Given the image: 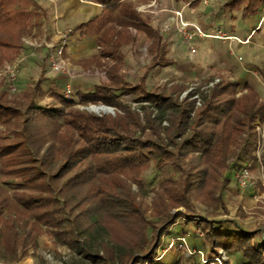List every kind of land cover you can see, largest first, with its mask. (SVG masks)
I'll return each instance as SVG.
<instances>
[{
  "label": "trees",
  "instance_id": "16d2710c",
  "mask_svg": "<svg viewBox=\"0 0 264 264\" xmlns=\"http://www.w3.org/2000/svg\"><path fill=\"white\" fill-rule=\"evenodd\" d=\"M82 1L100 5L102 14L74 31L97 35L102 55L113 56L121 45L130 41L127 28H133L154 41L150 50L153 65L165 62V45H160L157 34L138 17L131 0ZM179 1L190 0H174ZM263 7L264 0H227L221 9L231 15L240 13L241 19H246L262 13ZM44 17L46 12L33 0H0V65L18 57L21 38L29 35ZM258 76L264 84V69ZM112 79L111 85L78 92L71 99L50 94L60 104L55 109L38 107L33 101L35 95H41L38 83L21 103L7 101L0 94V126L8 130L6 135H0V177L5 179L4 185L19 193L14 197L15 206L59 234L79 260L93 264H116L118 259L113 255L99 256V247L104 244L99 239L106 230L97 214L90 210L73 214L74 209L89 199L88 196L76 199L73 195L76 189L87 185L89 197L93 202L97 199L100 209L110 210L115 217L140 220V210L120 178L141 182V175L152 168L161 176L159 184L171 203L191 211L192 195L207 172L206 166L221 175L252 155L258 144L254 125L258 120L264 121L261 96L256 86L248 82L220 81L199 96L201 106L197 108L195 101H189L192 94L178 103L164 91H150L145 78L138 85L126 84L115 75ZM123 93L133 94L136 103L156 109L157 122L169 121L174 130L172 145L142 138L139 132L137 135L131 131L141 126L134 113L111 118L72 109L76 105L99 103L117 108ZM168 112L171 118L166 117ZM146 121L153 123L150 117ZM61 129H65L63 133ZM55 133L60 134L58 144H49ZM232 145L236 150H231ZM55 154L60 156L59 161ZM232 156L234 163L229 161ZM262 157L264 168V145ZM198 161L203 162L204 169L198 167ZM229 179L225 177L224 181ZM81 217L89 219L86 227L79 225ZM177 220L182 221L175 235L184 234L186 226L196 224L202 226L213 249H223L238 264H264V237L252 243L249 233L229 227L227 222L196 223L183 213L170 216L169 222L158 231L161 236L170 235L168 228ZM145 223L149 229L155 228L152 223ZM155 240L156 236L153 244ZM154 255L155 248L153 251L148 248L146 257H130L126 261L127 264H180L179 258L171 256L153 261Z\"/></svg>",
  "mask_w": 264,
  "mask_h": 264
},
{
  "label": "rangeland",
  "instance_id": "374dc122",
  "mask_svg": "<svg viewBox=\"0 0 264 264\" xmlns=\"http://www.w3.org/2000/svg\"><path fill=\"white\" fill-rule=\"evenodd\" d=\"M226 1L227 0H217V4L213 8L207 7L206 9H203V5L198 1L197 5L193 7H198L199 5L200 7L196 11L192 9L191 14L193 15V18L198 16L206 18V16L212 15V26L216 22L222 21L220 22V25L222 26H217L216 30H214V32L220 31L215 36H228L230 30H233V27H230V24L232 23L229 22L231 20L235 21L236 19V22L233 23L235 24V29V26H237L240 21L244 20L241 19L240 13L235 12L231 15L221 9V6ZM139 2H141V0L136 1L137 4L133 5H138ZM170 2L171 0H162V2L159 3L160 6L155 5L153 11L159 13L167 9L172 10ZM263 14L264 12L262 11V13L257 16H262ZM182 21L184 22V20ZM169 31L170 30L168 29L165 34ZM185 31L186 33H192L189 32L187 28H185ZM31 33L27 36L30 37V39L38 36V34L31 36ZM70 34L71 31L65 33L60 38H57V43L50 46L56 47L62 41L66 43L64 45L62 60L66 63L69 73L71 72L73 77L74 75L70 69L72 62L67 59V55L65 54V49L68 47L67 45H69L67 44V39ZM176 34L178 35V33ZM180 39L182 43L188 47L193 38L188 41V43L183 36H180ZM137 40L133 45L125 48L122 54L125 63L120 64L122 67L120 72H122L123 76L129 70H134L138 64L148 66L150 63L151 66V48L149 44H146V38L141 36V38H138ZM80 45L81 44H77L76 46L79 47ZM92 47L95 51L96 49L94 48V45H92ZM23 57L25 58V62L27 57L25 55H23ZM9 63L10 62H5L0 65V94H3L7 101L18 103L24 102L26 101V95L34 89V77L31 76L29 71L24 72L23 79H25V84L21 80V87L19 84V77L21 67L25 63L21 65L17 70V80L19 84L18 90L15 93H11L8 90L9 79L5 74V66ZM160 72L162 73L158 75L157 73H153L151 77H149L147 87L150 91H164V94L171 95L172 99H177L178 103H182L190 94H192L189 101H195L197 108L200 106H197L198 100L195 99V96L206 94L212 89L207 88V85L210 82L214 80L228 82L230 78L228 74L223 76L217 75L215 78L211 80L207 79L203 83L193 82L191 84L177 85L165 80L168 76L165 71L160 70ZM53 74H55V76L66 77L68 79L66 87L72 80V77L67 76L66 73ZM89 81L90 83L97 84L98 80L92 78ZM250 84L253 85L255 83L250 82ZM253 86H256L264 104L263 85L256 82ZM65 88L63 87V89L60 90V94L64 93ZM196 90H199V94H196ZM54 92L51 91L49 93L47 89L44 91L41 89V95H35L33 101L38 107L49 109L60 108L59 102L50 98V94H53ZM75 92L76 91L73 89V95L71 98L74 97ZM134 98L135 96L133 94H121L118 98L119 106L117 108L99 103L76 105L72 109L98 117L111 118L122 117L129 112L134 113L139 117L141 126L135 131L132 128L131 131L137 133V135L139 132L142 138L149 137L163 144L172 145V142L174 141V139H172L174 136V130L170 126L169 121H163L162 123L157 122V110L149 104L136 103ZM103 109L105 111H101ZM148 117L151 118L153 123H148L146 121ZM166 117L171 118L172 114L168 112L166 113ZM254 127H258L261 130L259 133L255 128L256 142L258 143L259 141V144L256 145V150L248 158H242L237 162V166L232 167L226 172H222L221 175H218V173L213 170H208L209 166H206L205 169L207 172L203 175L201 183L198 184L197 190L192 195L191 211L182 207H176L171 203L166 192L159 184L161 176L155 174L152 168L141 175V182L134 181L130 178L119 177L124 183L127 190L126 192H128V194H130L135 200V204L140 210V220H138V217H115L110 210L100 209L99 205H97V199L94 198L95 202H93V199L89 197L91 193L89 192L90 187L87 185L76 189L73 194L76 196V199L83 196H88L89 199H87L85 205H82L79 209H74L72 211L73 214L81 212L82 210L94 211L99 218V222L106 230V232L101 234L99 239V242L104 243L99 247V256L107 258L108 256L113 255L118 259L116 260V264H127L128 262L126 260L128 258L130 259V257H133L132 259H134L136 257H146L148 248H150L151 251L155 248V257L153 261L171 256L179 258L180 264H214L215 259H219L221 262L218 263L215 260V264H238L236 258L230 256L223 249H213L211 247L210 241L207 238L206 232L202 229V226L198 227L196 224H190L185 227L184 234L175 235L174 233L179 227L178 224L182 221L177 220L168 228L170 235L161 236V233L158 231L163 228L166 222H169L170 216L175 215L176 213H183L190 216L191 220H196V223L201 222L205 224L214 221L227 222L226 224L229 227H233L236 230L239 228L249 233L251 235L252 243L257 239L264 237V168L262 162L264 121L258 120ZM64 130L65 129H61L60 132L63 133ZM7 132L8 130L5 127L0 126V135H6ZM59 133H55L57 135H53L48 140L50 142L49 144H58ZM177 141L179 140H176L175 142ZM230 148L233 151L236 150L234 145ZM55 157L57 158V161L61 159L57 154H55ZM192 158L197 159L196 156H193ZM229 161L232 163L235 162L233 156L229 158ZM200 162L201 161L197 162L199 165L198 167L204 169L203 162L199 164ZM243 168H247L249 171V177L254 186L253 189L240 190L237 186L235 181L236 173ZM225 177H230L228 182L224 181ZM4 182L5 179L0 177V264H93L79 260L80 258L77 256L74 249H71L68 245H64V241H62L59 234L57 235L53 229L37 223L27 212L18 209L14 204V197L19 193L13 191L10 186L4 185ZM8 182H10V179ZM15 182H17V180ZM76 199L74 198L72 201L74 202ZM142 218L144 220L143 222L141 221ZM80 219L81 221H79V225L81 227H86L89 219H85V217H81ZM145 221L152 223L155 228L149 229L150 226L147 225ZM155 236L156 242L153 244ZM76 238L78 239V237ZM120 260L122 262H120ZM144 264L148 263L145 262Z\"/></svg>",
  "mask_w": 264,
  "mask_h": 264
},
{
  "label": "crops",
  "instance_id": "0c3cea01",
  "mask_svg": "<svg viewBox=\"0 0 264 264\" xmlns=\"http://www.w3.org/2000/svg\"><path fill=\"white\" fill-rule=\"evenodd\" d=\"M33 1L46 12V17L42 18L39 24L32 29L31 36L38 34L36 38L30 39L27 37L29 34L20 40L18 57L21 55L27 57L25 64L22 63L24 65L20 71L19 84L21 87V80L25 84L23 73L29 71L34 77L35 85L39 84L40 90L47 89L49 93L55 91V94H60V90L66 87L68 79L64 76H55L49 70L46 62L47 46L57 43V38L69 31L71 34L67 39L69 45L65 49V54L67 59L72 62L70 69L74 76L69 85L76 91L75 94L89 92L96 86L111 85L114 75L130 85H138L145 78L144 82L147 87L149 77L153 73H157V75L162 73L160 70L167 73L168 76L165 80L177 85L193 82L203 83L217 75L228 74L229 81L255 84L257 82L264 87L258 76V72L264 69V14L243 19L244 21L236 24L235 29L233 23L236 22V19L235 21L231 20L229 23H232L230 27H233V30H230L228 37L237 40L195 36L190 43L195 53L191 55L188 47L182 43L181 35L176 34L178 22L175 13H180L182 20L189 24L187 27L189 32H194V27H197L205 35L213 37L220 32H214V30L217 26H222L220 25L222 21H218L212 26V15L206 16V18L200 16L193 18L191 10H198L200 5L193 7L197 5L198 1L203 5V9L213 8L217 4V0H208L209 3L206 5L202 0H190L188 3L182 1L175 3L174 0H171L172 10L165 8L167 10L159 13L153 9L155 5L160 6L159 3L162 0L139 2L134 6V10L138 17L145 20L146 24L157 34L160 45H165V62L153 65L151 56V66L150 63L148 66L138 64L134 70H129L123 76L120 72L122 70L120 64L125 63V59L122 57L124 49L133 45L141 36L146 38L145 42L151 48L154 43L152 39L136 29L127 28L130 41L121 45L113 56L105 57L101 54L98 46L97 35L92 32L81 34L80 31H74L77 26L100 17L102 14L100 5L82 0ZM131 1L133 4H137L138 0ZM262 11L264 12V9ZM165 27L170 30L167 34L163 31ZM77 44L81 45L78 47ZM92 45H94L95 51ZM90 78L97 79L99 82L97 81V84L90 83Z\"/></svg>",
  "mask_w": 264,
  "mask_h": 264
},
{
  "label": "built area",
  "instance_id": "2783aa9c",
  "mask_svg": "<svg viewBox=\"0 0 264 264\" xmlns=\"http://www.w3.org/2000/svg\"><path fill=\"white\" fill-rule=\"evenodd\" d=\"M202 2L206 5L209 3L208 0H202ZM175 16L177 17V22H178V27L176 28V33L180 34L181 36H183V38L185 39V41L188 43V41H190L192 38H194L195 36L201 37V38H216V39H222V40H237L235 38H231L225 35H220V36H207L205 35L203 32H201L199 30V28L194 27V32L192 33H186L185 28H187L189 25L186 22L182 21L181 15L180 13L176 12ZM179 17V19H178ZM164 33H166L168 31V28L165 27L163 29ZM66 43L64 41H62L60 44H58V46L53 47V46H47L48 48V52L46 55V62L47 65L49 67V69L53 72V73H66L67 76L72 77L71 72L69 73V70L67 68L66 63L62 60V55H63V50H64V45ZM189 52L191 55H193L195 53L194 49L192 48V46L189 43ZM25 58L23 57V55H21L20 57H17L15 60H13L12 62H10L9 64H7L5 66V74L7 75L8 79H9V87L8 90L11 93H15L18 90V80H17V70L18 68L22 65V63L24 62ZM240 60V59H239ZM219 80H214L212 82H210L207 85V88H212L214 85L218 84ZM66 99L67 98H71L73 95V89L70 85H68L65 88L64 93L62 94ZM195 99L198 100L197 101V106H201L200 103V98L198 95L195 96ZM256 130L260 133V128L256 127ZM264 137V135L262 136V138ZM259 144V141H258ZM260 147V145H259ZM235 181L237 183V186L240 190H244V189H253V183L250 180L249 177V171L247 168H243L241 170H239V172L236 173V177H235ZM216 262L221 263L219 259H215ZM215 260H214V264H215Z\"/></svg>",
  "mask_w": 264,
  "mask_h": 264
},
{
  "label": "bare ground",
  "instance_id": "6f19581e",
  "mask_svg": "<svg viewBox=\"0 0 264 264\" xmlns=\"http://www.w3.org/2000/svg\"><path fill=\"white\" fill-rule=\"evenodd\" d=\"M101 111H105V110L103 109V110H101Z\"/></svg>",
  "mask_w": 264,
  "mask_h": 264
}]
</instances>
